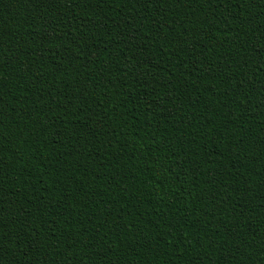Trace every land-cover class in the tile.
Segmentation results:
<instances>
[{"label":"trees","instance_id":"16d2710c","mask_svg":"<svg viewBox=\"0 0 264 264\" xmlns=\"http://www.w3.org/2000/svg\"><path fill=\"white\" fill-rule=\"evenodd\" d=\"M0 264H264V0H0Z\"/></svg>","mask_w":264,"mask_h":264}]
</instances>
